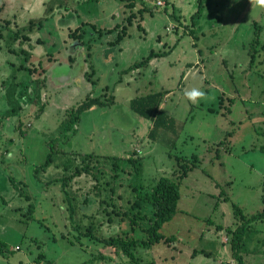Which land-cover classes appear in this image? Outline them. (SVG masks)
I'll return each mask as SVG.
<instances>
[{"label": "rangeland", "instance_id": "374dc122", "mask_svg": "<svg viewBox=\"0 0 264 264\" xmlns=\"http://www.w3.org/2000/svg\"><path fill=\"white\" fill-rule=\"evenodd\" d=\"M160 92L174 126L152 142L130 102ZM87 96L113 104L65 139ZM177 157L176 215L140 264H237L229 231L264 211V0H0V264H127L105 243L148 241L132 205ZM242 242L264 264V218Z\"/></svg>", "mask_w": 264, "mask_h": 264}, {"label": "trees", "instance_id": "16d2710c", "mask_svg": "<svg viewBox=\"0 0 264 264\" xmlns=\"http://www.w3.org/2000/svg\"><path fill=\"white\" fill-rule=\"evenodd\" d=\"M198 2L199 4H202V0H198ZM255 35L256 37L254 38V41L258 38L257 31H255ZM23 40H26V38H24ZM113 44L115 45L114 42H112L110 45ZM163 55L150 54L146 59L142 60L141 62L134 63L133 65H131L128 68L127 72H130L131 70L137 68L145 67L153 57H162ZM253 58L254 56L251 55V60H250L251 63L253 62ZM166 95L167 92H160V93L137 97L131 100L130 102V109L132 112L144 118L145 120L151 122L152 127L148 133V138L152 142H155L157 140L161 130H170L174 126V122L161 109L164 97ZM112 104L113 102L108 103L107 101H104L100 98L87 96L80 104H78L74 108H71L72 115L70 117V120L66 125V127L61 130V133L63 134L64 138L66 139V135H67L66 133H71V134L76 133L77 125L81 120V116L85 112L90 111L92 108L95 107L105 108ZM53 156L54 153L48 154L42 168L43 167L47 168L53 163ZM92 157L93 155L89 156V158ZM196 158H197L196 156H193V159ZM129 160L131 161L132 164L135 163L137 164L135 160L132 159ZM181 160H182L181 158L180 159L178 157L176 158V161H178L177 163L179 169L174 179H171L170 177H160L155 181L154 185L151 187V191L148 192L146 191L145 193H142L141 190H139L138 199L132 205V208H138V212L135 213L130 220V227L132 231H135V229L138 227V221L141 220L143 221L146 219L145 215L140 214L141 205L146 204L149 205L151 208L152 218L146 219L148 221V226L145 232L148 233V241L138 242L135 239H129V240L110 239L109 242L105 243L106 246L112 247V249L115 251L116 254L121 253L124 256L125 260L128 259L126 260L127 264H140V261L137 258L135 251L133 249L135 247H140L141 245L148 247L158 243L162 239L159 230L165 223L171 221L175 217L177 212V204L180 198L179 183L184 177H186L187 172L190 170V166L188 164L179 163V161ZM87 169L88 168L86 167L85 170ZM64 170L68 171L67 169ZM136 173L139 174V170L136 171ZM65 179L67 180V182L70 180V178H65ZM68 210L70 212V216H72L74 213L73 208L71 207ZM237 213L240 215L241 211L237 209ZM241 218L242 219L240 225L237 226V228L234 231L231 230L229 231L231 236L232 253L235 260H237V264H243V258L241 257L240 253H241V247L244 244L242 240H244L246 237L247 231L249 230V225L256 220H260L264 218V211L261 214L252 216L251 218H244L241 214ZM90 229L91 228L87 229V234H84L85 237L90 236L91 233ZM7 252L8 250L6 245L0 241V255L5 257V254H7ZM38 260L41 261L40 258H38ZM38 260L36 261L37 263ZM41 263L44 264L43 261Z\"/></svg>", "mask_w": 264, "mask_h": 264}, {"label": "clouds", "instance_id": "9594fccd", "mask_svg": "<svg viewBox=\"0 0 264 264\" xmlns=\"http://www.w3.org/2000/svg\"><path fill=\"white\" fill-rule=\"evenodd\" d=\"M185 95L188 96L190 99H195L197 97L203 96L204 93L197 89H193L191 91L186 92Z\"/></svg>", "mask_w": 264, "mask_h": 264}, {"label": "built area", "instance_id": "2783aa9c", "mask_svg": "<svg viewBox=\"0 0 264 264\" xmlns=\"http://www.w3.org/2000/svg\"><path fill=\"white\" fill-rule=\"evenodd\" d=\"M158 5H159V6L162 5V3H161V2H158Z\"/></svg>", "mask_w": 264, "mask_h": 264}, {"label": "crops", "instance_id": "0c3cea01", "mask_svg": "<svg viewBox=\"0 0 264 264\" xmlns=\"http://www.w3.org/2000/svg\"><path fill=\"white\" fill-rule=\"evenodd\" d=\"M83 79H84V77H83ZM162 107H163V104H162V106H161V109H163Z\"/></svg>", "mask_w": 264, "mask_h": 264}]
</instances>
